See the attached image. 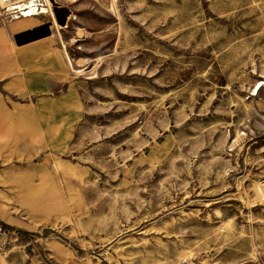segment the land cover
Masks as SVG:
<instances>
[{"label": "rangeland", "instance_id": "374dc122", "mask_svg": "<svg viewBox=\"0 0 264 264\" xmlns=\"http://www.w3.org/2000/svg\"><path fill=\"white\" fill-rule=\"evenodd\" d=\"M56 2L77 109L0 88V263L264 264V0Z\"/></svg>", "mask_w": 264, "mask_h": 264}, {"label": "crops", "instance_id": "0c3cea01", "mask_svg": "<svg viewBox=\"0 0 264 264\" xmlns=\"http://www.w3.org/2000/svg\"><path fill=\"white\" fill-rule=\"evenodd\" d=\"M11 21L7 31L9 42L1 48L0 88L1 91L9 90L7 96L18 106L8 104L7 107L31 109L32 113L41 116L39 125L42 131L60 130L61 125L66 123L62 116L76 113L77 108L72 81L64 75L66 65L63 54L57 41L52 39L50 19L35 16ZM2 27H5L4 23ZM5 40L0 31V42ZM18 69L20 75L11 77L10 74H15ZM27 99L32 107L28 106ZM45 115L50 118L48 122H45ZM57 116L60 121H57ZM6 135L7 128L3 125L0 140Z\"/></svg>", "mask_w": 264, "mask_h": 264}, {"label": "built area", "instance_id": "2783aa9c", "mask_svg": "<svg viewBox=\"0 0 264 264\" xmlns=\"http://www.w3.org/2000/svg\"><path fill=\"white\" fill-rule=\"evenodd\" d=\"M57 6L59 4L56 0H1L0 11L6 19L14 20L17 17H23L25 14H31V16L46 15L48 10L53 12Z\"/></svg>", "mask_w": 264, "mask_h": 264}, {"label": "bare ground", "instance_id": "6f19581e", "mask_svg": "<svg viewBox=\"0 0 264 264\" xmlns=\"http://www.w3.org/2000/svg\"><path fill=\"white\" fill-rule=\"evenodd\" d=\"M113 2H114V0H111V5H113ZM0 4H1V0H0ZM57 8H60L59 6H57ZM53 13L54 12H52L51 10H48L47 11V13H46V15H39V16H48L50 19H51V22H53V24L54 25H56V19H55V17H54V15H53ZM29 17H35V16H31V14H25L23 17H17L16 19H20V18H29ZM16 19H14V20H16ZM67 21L68 20H65L63 23H65L66 25L65 26H63V27H67ZM49 26H51V23L49 24ZM63 29V28H62ZM79 30H81V29H79ZM59 36H60V34L59 33H57ZM64 51V50H63ZM64 53V56H65V59H66V61H67V64L70 66V64H71V60L67 57V55H66V52L64 51L63 52ZM80 63H81V61H79ZM79 63V64H80ZM258 83V82H257ZM262 85H264V81H261L260 83H258L257 84V86L256 87H253V89H252V93H251V95H253V96H256L257 94H258V91H259V89L261 88V86ZM182 249L180 250V255L182 254ZM178 257V256H177ZM1 264V263H0ZM170 264H173V260H170Z\"/></svg>", "mask_w": 264, "mask_h": 264}]
</instances>
